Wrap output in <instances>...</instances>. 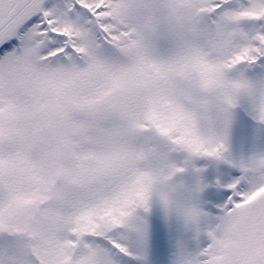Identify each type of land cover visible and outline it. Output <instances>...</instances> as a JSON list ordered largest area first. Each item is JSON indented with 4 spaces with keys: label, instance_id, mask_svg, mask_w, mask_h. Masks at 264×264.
I'll return each instance as SVG.
<instances>
[{
    "label": "snow or ice",
    "instance_id": "1",
    "mask_svg": "<svg viewBox=\"0 0 264 264\" xmlns=\"http://www.w3.org/2000/svg\"><path fill=\"white\" fill-rule=\"evenodd\" d=\"M0 264H264V0H0Z\"/></svg>",
    "mask_w": 264,
    "mask_h": 264
}]
</instances>
